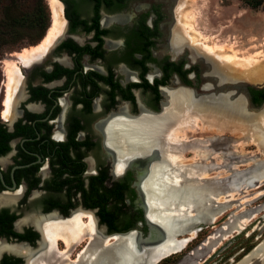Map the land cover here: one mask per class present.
Instances as JSON below:
<instances>
[{
	"label": "flooded vegetation",
	"instance_id": "af4514ba",
	"mask_svg": "<svg viewBox=\"0 0 264 264\" xmlns=\"http://www.w3.org/2000/svg\"><path fill=\"white\" fill-rule=\"evenodd\" d=\"M57 2L60 10L55 36L31 58H21L24 48L12 61L16 71L8 108L4 104L7 78L3 64L6 79L0 104V244L25 249L26 253L4 250L0 252V264H34L47 248L35 222L49 218L65 223L79 216L83 224L92 218L100 237L101 228L107 235H136L134 231H138L149 236L145 221L152 220L143 185L152 168L162 163L163 152L160 161L155 162L162 148L158 145L151 152L129 155L118 162V151L108 134L111 125L158 121L176 106L178 123L170 128L177 134L170 142L183 146L180 160L194 159L186 156L196 151L207 164L219 155L229 162L232 146L255 145L252 132L231 126L230 120L243 125L245 120L258 117L264 105V82L253 84L240 75L231 76L226 71L230 67H223L219 59L208 55L206 44H197L193 32L184 29L186 8L192 6L188 0ZM48 9L49 26L30 49L38 47L52 27ZM181 94L187 97L186 102L179 101ZM231 107L235 110L233 118L225 112ZM212 109L221 114L225 110V118L212 117ZM235 134L238 141L231 138ZM152 154L153 158L149 156ZM257 155L256 151L233 159L248 160ZM132 157L139 158L132 159L125 170ZM213 168L208 167L206 172ZM246 175L222 178L196 174L195 179L217 186L222 192L217 196V206L225 203L230 208L232 193L264 185L245 187L241 180ZM179 182L184 184L185 180ZM227 211L205 223L216 224ZM256 211L239 217V221H246L240 231H220L230 217L191 249L203 230L199 226L205 223L189 222L181 233L190 228L186 237L191 239L164 262L186 251L180 264L211 238L217 242L202 257L214 252L231 234L244 230ZM109 222L112 226L106 224ZM192 231L194 235L190 236ZM51 243L58 259L72 262L70 256L77 246L64 254L60 241ZM262 245L264 240L237 264H264V248L258 252ZM225 250H217L213 258Z\"/></svg>",
	"mask_w": 264,
	"mask_h": 264
},
{
	"label": "bare ground",
	"instance_id": "6f19581e",
	"mask_svg": "<svg viewBox=\"0 0 264 264\" xmlns=\"http://www.w3.org/2000/svg\"><path fill=\"white\" fill-rule=\"evenodd\" d=\"M195 1L196 0H190L191 5H194ZM48 3L53 18L52 27L38 47L23 50L20 55L23 59H29L36 52L44 50L57 32V11L60 10V7L57 0H48ZM194 16L192 13L185 15L187 25L184 29L192 31L195 35V39L199 38V41L197 39L194 40L197 44L206 43L208 40L205 38V35L196 30L192 24H188L190 22L194 24ZM206 47L204 51L206 49L208 55L215 59H219L221 63H225L226 66L230 67V69L226 71L231 76L240 75L246 82L251 83L252 81L255 83L256 79L260 83L264 82V66L259 64V59L257 60V58L261 57L260 54L257 53L249 58L239 59L236 55H222V51L228 49L226 48L227 46L214 45ZM230 50L231 49H229V51ZM15 71V63H5L7 84L4 104L6 108H8L10 103ZM248 71L250 72V76L247 73ZM178 98L181 102H186L188 100L183 94L178 96ZM190 107L192 109L194 108L192 104H190ZM224 111L223 114H221L217 112L216 109H212L210 115L215 118L219 117L223 119L225 118V112H227L231 118L234 117V107H231L229 111ZM7 112L6 109L5 114ZM191 113L196 114L197 111H192ZM177 114L178 110L176 106H173L171 112L161 120H144L136 125H127L119 122L113 126L111 125L108 129L110 142L118 151V162L121 158H126L129 155L145 154L148 151L151 152L152 149H157L158 145L162 148V151L157 152L156 160L154 159L155 162L160 161L163 152L164 158L162 163L156 164L152 168L148 180L143 185V190L144 192L146 191L150 205L151 222L162 226L169 236L166 244L161 245L159 248L161 256L155 259L152 255V250H144L140 254L138 251L139 241L136 240L137 235L134 233L113 237H104L101 233L100 237L96 229V224L92 218H89L88 222L83 224L79 216H73L65 223L57 222L51 218L35 222L38 229L42 232L46 240L45 242H47V248L43 251L39 259L34 261V264H44L47 262H53V264H160L165 259L178 254L180 250L187 245L191 239L190 237H188L190 239L186 241L179 240L186 238L190 228L184 230L183 233L186 234L180 236L176 241L174 240V236L181 233L189 222L194 220L196 223L209 222L212 218L218 217L222 212L228 210L227 208L229 207L225 203L217 206V196L222 193L217 186H208L195 179L196 174H209L205 172L208 167H211V165L204 162L201 152L191 150L195 152L193 154L194 159L181 161L179 154L183 146L180 147L170 142V139L175 138L177 134V130L170 128L175 123H178L176 118ZM257 116L256 118L245 120L243 125L240 121L230 120L231 126L236 125L252 132L253 136L251 138L260 156V159L256 160H254V156L252 159L245 160L241 158L239 160L241 163H251L247 167L248 169L246 168L247 172H244L247 174L246 177L241 180L242 185L245 187H250L254 183H264V106ZM237 137L239 136L237 135ZM154 154L149 156L153 158ZM246 154L247 153L242 151V156H246ZM134 158L139 157L129 158L126 162L125 170L127 168V163ZM205 166L207 169L204 168ZM224 166L225 169L227 167L232 169L229 167V164ZM181 179L185 180L184 184L179 182ZM161 195L165 203H162L161 200L157 198V196L161 197ZM233 195L234 193H232V196ZM262 195V193L257 194L255 199H259ZM210 200H212V203ZM259 210L261 209H258V211ZM240 219L242 218L238 217L236 219H231L220 231H225V233L240 231L243 224L246 222L239 221ZM191 234L190 236L194 235L193 231ZM108 239L112 240L108 241ZM55 240L60 241L64 245V254H68L71 249L84 241L87 243L83 250L76 255L75 260L69 263L65 262L63 257L58 259V257L55 256L52 251L53 246L51 243L52 241L55 242ZM216 242V238L209 239L207 243L205 242V244L198 248L192 255L187 256L180 264H196L202 257L203 252H207L210 248H213ZM263 248L264 245L261 246L258 252H261ZM4 250L26 253L25 249L9 247L1 243L0 252Z\"/></svg>",
	"mask_w": 264,
	"mask_h": 264
},
{
	"label": "rangeland",
	"instance_id": "374dc122",
	"mask_svg": "<svg viewBox=\"0 0 264 264\" xmlns=\"http://www.w3.org/2000/svg\"><path fill=\"white\" fill-rule=\"evenodd\" d=\"M43 1L46 5L48 4L47 0ZM188 1L190 3V0ZM186 11H188V14L192 13L193 16L195 15L194 24L193 22L188 24L194 25L196 30L205 35V38L208 40V42L205 43L206 45L227 46L226 48L228 49L222 51V55H236L239 59L249 58L258 53L262 58H257V60L259 59V64L264 66V5L254 10L246 6L240 0H196L194 5L192 4L191 7L186 8ZM28 39V37H25V39L17 45L20 46L21 49H16L14 51H9V49L6 48L0 49V104L4 95L3 90H5L2 86L5 81L3 64L4 62L15 61L17 54L20 53L22 49H30V46L27 43ZM229 49L232 51H229ZM220 64L223 67L226 66L225 63L220 62ZM247 73L250 76V72L248 71ZM258 82L259 81L256 79L255 83L260 84V82ZM262 85H264V83ZM262 85L253 86L260 87ZM188 135L191 136V133ZM231 138L238 141L239 137L235 134ZM230 150L232 158L229 162H224L223 157L220 155L214 156V160L209 161V165L214 167L212 171L206 172L209 173V176L227 178L232 174L233 177L231 178H234L240 174H245L242 171L244 169L247 170V167L251 163H241L239 160L237 161L233 159V157L242 155V151L245 153L250 152L246 155H250L251 153L255 154L256 151L258 152L255 145L243 147L238 144L232 146ZM186 157L190 159L194 156L188 154ZM255 159H260V156L257 155ZM228 164L232 169H229L228 167L223 169V166ZM237 180H239V177ZM259 192L264 193V185L257 189L241 190L234 193V195L230 198V208L216 224H205L199 226L203 227V230L199 234L198 239L190 245L189 249L201 242L206 236L212 234L220 227V225H223V222L226 223L230 217L232 219H236L244 215L249 216L252 212L261 209L244 230L240 233L231 234L227 240L218 245V248L214 252L203 255L199 264H237L249 255L264 240V228L261 230L264 225V209H262L264 206V195L259 199L251 201ZM243 202L244 205H241ZM111 240L112 239H108V241ZM86 243L87 242L84 241L79 244L74 253L72 252L70 256L72 261H74L76 255L83 250ZM224 247H226V250L220 254V256L213 258V256H215L214 254L221 253L220 251ZM185 254L186 251L176 257L168 259L165 262L163 261L160 264H177Z\"/></svg>",
	"mask_w": 264,
	"mask_h": 264
},
{
	"label": "trees",
	"instance_id": "16d2710c",
	"mask_svg": "<svg viewBox=\"0 0 264 264\" xmlns=\"http://www.w3.org/2000/svg\"><path fill=\"white\" fill-rule=\"evenodd\" d=\"M251 9L264 5V0H240ZM49 26L48 6L43 0H0V49H21L28 37V45L36 44ZM112 226L111 222L106 223Z\"/></svg>",
	"mask_w": 264,
	"mask_h": 264
},
{
	"label": "water",
	"instance_id": "95a60500",
	"mask_svg": "<svg viewBox=\"0 0 264 264\" xmlns=\"http://www.w3.org/2000/svg\"><path fill=\"white\" fill-rule=\"evenodd\" d=\"M227 87L230 86V87H233L235 86L234 84H230V85H226ZM238 86V87H237ZM236 87L239 88V89H243L244 88V85H237ZM264 106V105H263ZM262 106V107H263ZM261 107V108H262ZM133 161V160H131ZM131 161H129L127 163V166H129V163L131 164ZM157 193V192H156ZM157 198H159V200H161L162 203H165V200L162 198V195L161 197L157 196ZM164 201H163V200ZM146 205V204H145ZM146 207V206H145ZM146 225L148 226L149 228V236L148 237H144L140 232L138 231H134L136 233V240L139 241V253L141 254L144 250H152V255L155 259L159 258L161 255H160V251H159V248L161 245L163 244H166L167 240L169 239V236H168V233L167 231L162 227V226H159L151 221H149L147 218H146ZM101 232H102V235L104 237H113V236H122V235H126V234H113V235H107L105 234V229L104 228H101ZM128 234V233H127ZM186 233H178L174 236V240H177L180 236H184ZM152 236H154V238H152ZM190 238L186 237V238H183V239H180L179 241H186V240H189ZM168 244V243H167ZM200 247V246H199ZM158 248V250H157ZM198 248V247H197ZM197 248L195 249H192L191 251H189L188 254H191L192 252H194ZM174 251H177V250H174ZM179 264V263H178Z\"/></svg>",
	"mask_w": 264,
	"mask_h": 264
}]
</instances>
